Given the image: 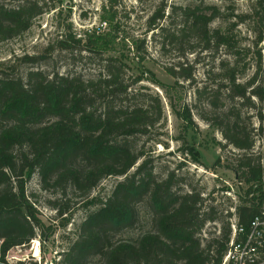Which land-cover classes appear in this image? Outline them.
Listing matches in <instances>:
<instances>
[{
	"label": "trees",
	"instance_id": "16d2710c",
	"mask_svg": "<svg viewBox=\"0 0 264 264\" xmlns=\"http://www.w3.org/2000/svg\"><path fill=\"white\" fill-rule=\"evenodd\" d=\"M105 1L101 26L79 37L65 33L56 39L62 50L83 45L89 53L106 54L103 71L96 78L86 80L59 73L50 76L40 70L20 76L4 71L6 67L14 70L16 62L37 63L44 58L41 55L16 57L14 64L0 62V264H6L5 255L10 249L37 237L45 242L49 234L45 231L51 230L50 226L45 228L27 193V184L35 174L44 189L60 190V198L51 201V206L61 226L72 220L74 198H81L76 204L94 207L55 264H88L96 257L100 264H221L231 236L230 221L224 223L219 236L203 245L204 226L218 218L215 208L204 209L201 192L177 189L174 173L157 180L145 151L133 142L161 124L164 107L158 96L152 103L132 102L136 94L125 79L127 63L123 55L116 54L122 32L117 9L121 0ZM248 1L250 11L236 13L235 4L224 12L218 4L196 0L195 6L173 7V13L180 10L185 20L179 33L166 35L167 28L160 27L171 44L181 45L193 37V48L215 52L223 49L228 55L219 62L216 87H196L195 97L219 109L214 118L207 120L221 129L229 144L242 151L236 163L228 167L247 185V203L237 208L242 224H248L264 205V153L255 154L253 129L245 124L242 111V106L257 107L258 101L259 130L263 131L262 51L257 52L253 74L243 80L250 68V63L245 62L249 49L239 35L240 26L247 24L251 15L264 26V0ZM57 2L61 4L63 0ZM48 9L45 0H0V42L28 31ZM165 10L162 0L161 7L148 20L150 30L159 27L166 17ZM218 19L226 22L225 27L212 28ZM252 29L258 45L264 38L257 33V27ZM133 45L141 48L136 40ZM51 48L48 45L46 51ZM138 57L141 65L144 58ZM167 71L178 80H193L192 70L184 64L170 66ZM146 72L151 74V81L169 91L148 70L134 82L142 81ZM180 100L170 97V104L189 128L194 125L193 115L188 106L177 108ZM192 148L185 153L194 154ZM108 177L123 178L107 197L92 196ZM145 200L151 208V229L135 238L124 237L138 223L137 206Z\"/></svg>",
	"mask_w": 264,
	"mask_h": 264
},
{
	"label": "rangeland",
	"instance_id": "374dc122",
	"mask_svg": "<svg viewBox=\"0 0 264 264\" xmlns=\"http://www.w3.org/2000/svg\"><path fill=\"white\" fill-rule=\"evenodd\" d=\"M48 10L35 19L31 28L22 35L13 39L0 42V62L14 64L16 57L24 55H41L43 59L37 63L16 62L14 70L4 68L6 73L11 75L25 76L30 70H40L52 76L55 73L65 75H76L83 79L96 78L103 71L106 63V54H92L85 50L84 46L71 48L70 50L59 49L56 39L62 34L73 33L78 37L85 31L93 30L101 26L102 7L105 0H63L58 4L57 0H45ZM165 19L159 22V27L150 30L149 18L161 7L162 0H121L118 9V20L122 32L119 38L117 55H123L127 63L125 79L131 84L130 90L136 94L132 99L134 103H152L154 97L158 96L163 103L164 118L159 126H156L146 136H137L133 140L139 150H144L146 157L150 159L155 177L157 180L165 179L170 173H174L176 188L179 190L199 191L205 199L204 209L214 207L217 212L216 220L209 221L204 226L201 234L202 244L205 245L220 235L226 221H230L237 208L247 203V185L239 179L229 165L236 163L242 151L236 149L222 134L221 129L207 119L214 118L219 111L206 104V100H198L195 97L196 87L207 86L215 88L218 79V65L221 59L228 55L222 49L215 51H202L201 47L193 48L196 45L193 37L183 44H171L168 37L162 34L160 27H166L167 33H179L184 26V17L180 10L173 13V7L195 6L196 0H164ZM210 4H218L224 12L227 8L233 7L235 11H250L251 3L248 0H236V2H222L219 0H206ZM10 3V2H7ZM264 10L262 11V15ZM258 17L250 16L247 24L240 26L241 42L249 49L247 51L246 63H250L249 70L243 78L248 79L255 69L258 61L259 50L262 51L264 65V41L256 45V34L253 27H257V33L264 38V26L259 22ZM226 22L215 20L211 27H225ZM138 41L140 49L133 45ZM48 45H52L49 52ZM144 58L140 65L138 61ZM179 63L190 68L193 72V80L177 79L173 77L167 68L179 66ZM144 67V68H143ZM2 68H0L1 72ZM154 73L156 79L169 87L166 92L159 84L150 80L151 74L144 73L140 82H134L138 75L145 71ZM149 77V78H148ZM176 81H179L176 84ZM215 92V91H212ZM224 92H222V96ZM170 97L175 101L180 98L177 108L188 106L191 109L194 125L187 128L186 123L174 113L170 104ZM257 107L247 108L242 106L245 115V124L253 129L256 141L254 152L256 155L264 153V126L263 131L259 130L260 121ZM230 107V105H226ZM263 105H261V108ZM190 147L193 153L186 154ZM198 158V162L195 158ZM264 164V159H261ZM141 162V160H140ZM139 162V163H140ZM137 163V165L139 164ZM137 165L131 170L134 172ZM123 177H108L93 191L92 196L100 195L107 197L116 184ZM27 193L35 203L40 218L45 228L51 227L45 242H41L44 261L55 264L69 245L76 237L79 224L85 219L88 211L93 206H83L81 198L72 200L73 216L71 222L63 227L57 218L56 210L51 206V201L60 198L61 193L55 187L44 189L40 177L35 174L27 184ZM139 221L134 228L127 231L126 238H135L138 235L149 231L152 227L151 208L147 200L138 204ZM37 239H40L38 237ZM29 245L20 254L26 255V262L22 264L37 263L29 259ZM15 248V247H14ZM28 254V255H27ZM39 264V263H37ZM88 264H100L99 258H91Z\"/></svg>",
	"mask_w": 264,
	"mask_h": 264
},
{
	"label": "built area",
	"instance_id": "2783aa9c",
	"mask_svg": "<svg viewBox=\"0 0 264 264\" xmlns=\"http://www.w3.org/2000/svg\"><path fill=\"white\" fill-rule=\"evenodd\" d=\"M230 223L231 236L221 264H264V205L248 224H242L236 212L230 218ZM37 238L31 240L29 244L10 249L5 255L6 264L26 262V255L20 252L28 245L29 259L39 264H54L43 262L41 239Z\"/></svg>",
	"mask_w": 264,
	"mask_h": 264
},
{
	"label": "bare ground",
	"instance_id": "6f19581e",
	"mask_svg": "<svg viewBox=\"0 0 264 264\" xmlns=\"http://www.w3.org/2000/svg\"><path fill=\"white\" fill-rule=\"evenodd\" d=\"M37 241H38V240L36 239V243H37Z\"/></svg>",
	"mask_w": 264,
	"mask_h": 264
}]
</instances>
